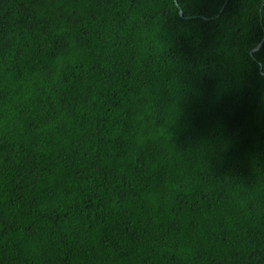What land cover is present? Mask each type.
<instances>
[{
  "label": "trees",
  "instance_id": "obj_1",
  "mask_svg": "<svg viewBox=\"0 0 264 264\" xmlns=\"http://www.w3.org/2000/svg\"><path fill=\"white\" fill-rule=\"evenodd\" d=\"M177 2L0 0V264H264V0Z\"/></svg>",
  "mask_w": 264,
  "mask_h": 264
},
{
  "label": "water",
  "instance_id": "obj_2",
  "mask_svg": "<svg viewBox=\"0 0 264 264\" xmlns=\"http://www.w3.org/2000/svg\"><path fill=\"white\" fill-rule=\"evenodd\" d=\"M174 1H175L176 6L179 8V13H180V15H182L183 13H182V10H181L180 7H179V4H178L177 0H174ZM226 2H227V1H226ZM225 5H226V3L224 4V6H225ZM224 6H223V7H224ZM263 40H264V37H263ZM260 46H261V43L257 46L256 49H259Z\"/></svg>",
  "mask_w": 264,
  "mask_h": 264
}]
</instances>
